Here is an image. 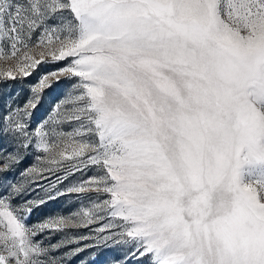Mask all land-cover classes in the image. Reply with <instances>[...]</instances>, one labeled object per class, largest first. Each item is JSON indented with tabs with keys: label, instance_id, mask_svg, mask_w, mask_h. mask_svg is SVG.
I'll return each mask as SVG.
<instances>
[{
	"label": "snow or ice",
	"instance_id": "snow-or-ice-1",
	"mask_svg": "<svg viewBox=\"0 0 264 264\" xmlns=\"http://www.w3.org/2000/svg\"><path fill=\"white\" fill-rule=\"evenodd\" d=\"M0 62V264H264V0H0Z\"/></svg>",
	"mask_w": 264,
	"mask_h": 264
},
{
	"label": "rangeland",
	"instance_id": "rangeland-1",
	"mask_svg": "<svg viewBox=\"0 0 264 264\" xmlns=\"http://www.w3.org/2000/svg\"><path fill=\"white\" fill-rule=\"evenodd\" d=\"M0 66H7V62H0ZM58 65H49L48 68H55ZM33 79H35V77H33ZM66 81H62L60 84L54 86L46 95L44 103L42 104V106L39 108L38 111H36L34 117H33V125H35L37 122H39L40 120H42L47 114L48 112L51 110V106L52 104L59 99V97L61 96V94L63 93L65 87H66ZM24 94H21L19 99L22 101L24 98ZM32 162V158L29 157L27 160H25L19 167L20 169H23L24 167H26L28 164H30ZM19 171V169H18ZM76 204L73 203V198L72 197H63L58 201H52L50 202L47 206H45L43 209H41L40 211L35 212L32 217H31V221L30 222H35L36 220L47 216V215H56L57 213H68L70 211H72L74 208H76ZM0 220H2V218H0ZM3 225L0 224V229H3ZM80 231H86V230H80ZM61 234H57L56 236H53V242L56 239L60 238ZM39 239V238H38ZM108 255V253H105L104 255L100 256L99 259L97 260V264H102V261L106 258V256ZM89 257L88 255L85 253L83 255L82 258L77 257V258H73L72 261L70 262V264H82V259L83 260H87Z\"/></svg>",
	"mask_w": 264,
	"mask_h": 264
}]
</instances>
